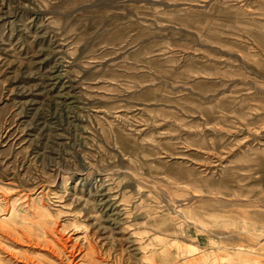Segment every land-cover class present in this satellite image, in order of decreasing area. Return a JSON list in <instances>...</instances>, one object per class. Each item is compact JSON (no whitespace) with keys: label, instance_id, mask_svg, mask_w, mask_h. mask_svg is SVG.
Listing matches in <instances>:
<instances>
[{"label":"rangeland","instance_id":"obj_1","mask_svg":"<svg viewBox=\"0 0 264 264\" xmlns=\"http://www.w3.org/2000/svg\"><path fill=\"white\" fill-rule=\"evenodd\" d=\"M0 264H264V0H0Z\"/></svg>","mask_w":264,"mask_h":264},{"label":"bare ground","instance_id":"obj_2","mask_svg":"<svg viewBox=\"0 0 264 264\" xmlns=\"http://www.w3.org/2000/svg\"><path fill=\"white\" fill-rule=\"evenodd\" d=\"M109 207V206H108Z\"/></svg>","mask_w":264,"mask_h":264}]
</instances>
